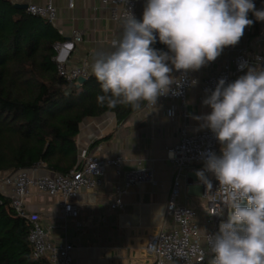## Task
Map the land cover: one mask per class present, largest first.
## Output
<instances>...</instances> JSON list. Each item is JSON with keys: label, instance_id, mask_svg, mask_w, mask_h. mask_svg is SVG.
Segmentation results:
<instances>
[{"label": "clouds", "instance_id": "9594fccd", "mask_svg": "<svg viewBox=\"0 0 264 264\" xmlns=\"http://www.w3.org/2000/svg\"><path fill=\"white\" fill-rule=\"evenodd\" d=\"M250 12L264 21L253 0H146L141 19L125 14L112 50L93 54L91 74L103 93L98 103L138 110L170 91L178 95L181 78L173 70L198 71L238 44L254 23ZM157 34L168 52L152 47ZM203 104L211 112L197 119L214 133L221 155L208 152L195 175L209 191L206 173L215 176L220 206L228 210L218 232L207 235L209 264H264V69L249 68L230 83L219 79ZM220 206L212 215L222 214Z\"/></svg>", "mask_w": 264, "mask_h": 264}, {"label": "crops", "instance_id": "0c3cea01", "mask_svg": "<svg viewBox=\"0 0 264 264\" xmlns=\"http://www.w3.org/2000/svg\"><path fill=\"white\" fill-rule=\"evenodd\" d=\"M9 1L13 6L51 2L56 9L52 25L64 38L62 44L67 54V65L87 64L89 75L93 54L112 50V42L122 35V22L114 23L110 19L109 8L102 6L99 0ZM253 2L256 9H262L261 0ZM142 14L143 10H140L136 18L141 19ZM251 16L250 12L248 18L251 19ZM251 26L254 31L250 34L244 31L238 44L225 47L226 52L197 71L199 81L231 61L235 52L234 49L229 50L230 47L245 48L249 55L261 50L264 21L254 22ZM76 32L82 34L80 42L73 41ZM207 96L196 84L188 91L184 106L176 100L157 101L151 108H146L144 103L140 110L120 124L111 113L84 119L76 137L78 161L81 152L87 150L98 157L120 156L122 163L118 170L107 169L101 186L78 192L73 199L79 213L76 219L63 221L60 218V199L57 197L32 190L24 198L27 208L39 215L49 241L54 245L71 244V255L76 264H151L152 259L145 250L147 241L174 225L173 219L165 215L172 178V167L166 152L177 142L181 128L189 133L205 128L203 120L197 117L211 112V108L203 104ZM171 108L175 109L174 119L166 116ZM182 111L187 117L182 116ZM136 169H150L154 184L144 182L128 188L121 196L122 206L111 209L110 203L117 189L123 185L124 174ZM29 173L43 176L51 172L46 170L45 164H39ZM194 180L190 170L183 171L177 199L179 204L200 203V189Z\"/></svg>", "mask_w": 264, "mask_h": 264}, {"label": "built area", "instance_id": "2783aa9c", "mask_svg": "<svg viewBox=\"0 0 264 264\" xmlns=\"http://www.w3.org/2000/svg\"><path fill=\"white\" fill-rule=\"evenodd\" d=\"M262 9H264V0ZM100 4L108 7L110 19L114 23H121L128 11L135 17L139 11L144 9L146 0H99ZM69 7H72L69 4ZM26 13L45 19L53 23L56 18V9L51 2L45 5L28 4ZM251 19L257 22L252 14ZM247 34L254 29L252 26L245 28ZM82 34L74 33L73 41L80 42ZM262 48L260 51L248 54L245 48H233L234 56L229 63L223 64L219 69L211 71L200 81L197 78V71H189L182 74L180 71L174 73L175 77L181 78L179 94L173 95L170 91L165 96H160L157 101L176 100L182 106L186 103L188 91L196 84L200 85L201 93L210 95L219 81L224 78L226 83L235 81L247 73L249 68L264 69V30L261 36ZM163 46L168 52L166 45L159 42L158 34L156 43L152 47ZM57 74L68 82H77L79 78H86L89 73L87 64L68 66L64 53V45H55ZM227 50L224 48L223 52ZM196 83L193 85L192 81ZM172 89H177L173 84ZM151 108L152 106H147ZM175 109L167 110L166 116L170 119L175 117ZM182 116L187 114L182 111ZM220 144L214 133L207 127L197 133H189L181 128L177 142L166 152V158L172 167V178L169 197L165 204V215L173 219L174 225L169 230H162L155 236L150 237L146 243L145 250L152 259L151 264H209L212 253L206 244L207 235L215 234L219 230L221 221L227 220L228 210L220 206L221 193L218 191L219 182L212 173H206L212 182V189L209 191L201 183L196 171L204 168L203 157L210 151L221 155ZM122 163L120 156L112 158L98 157L83 150L77 165L67 174L53 173L43 176H32L29 170H17L5 172L0 176V193L7 198L8 206L17 217L26 221L29 225L27 240L31 247V255L34 259L45 258L48 264H76L71 255L72 245L65 242L54 245L47 238L37 213L31 212L24 204V198L33 190L40 194L60 199V218L63 221L76 219L79 216L78 209L73 199L81 190H93L103 183V177L109 168L118 170ZM185 170H190L194 176V184L200 189L199 202H192L190 205H181L177 199L181 192V177ZM144 182L154 184L150 169H136L124 174V182L121 188L116 191V196L110 203V208L115 210L122 206L121 196L127 189ZM222 208V214L212 215Z\"/></svg>", "mask_w": 264, "mask_h": 264}, {"label": "trees", "instance_id": "16d2710c", "mask_svg": "<svg viewBox=\"0 0 264 264\" xmlns=\"http://www.w3.org/2000/svg\"><path fill=\"white\" fill-rule=\"evenodd\" d=\"M63 42L51 23L0 0V173L45 164L67 174L78 163L76 137L84 119L111 113L120 124L145 103L138 110L110 109L98 103L103 93L92 74L79 86L60 77L55 45ZM28 232L0 193V264H48L32 257Z\"/></svg>", "mask_w": 264, "mask_h": 264}, {"label": "water", "instance_id": "95a60500", "mask_svg": "<svg viewBox=\"0 0 264 264\" xmlns=\"http://www.w3.org/2000/svg\"><path fill=\"white\" fill-rule=\"evenodd\" d=\"M14 7L16 9L25 10L26 7H27V5H24V4H16V5H14ZM84 81H85V78H79L78 81H77V86L81 85Z\"/></svg>", "mask_w": 264, "mask_h": 264}, {"label": "rangeland", "instance_id": "374dc122", "mask_svg": "<svg viewBox=\"0 0 264 264\" xmlns=\"http://www.w3.org/2000/svg\"><path fill=\"white\" fill-rule=\"evenodd\" d=\"M3 174H5V173L3 172ZM3 174H0V176H2Z\"/></svg>", "mask_w": 264, "mask_h": 264}]
</instances>
